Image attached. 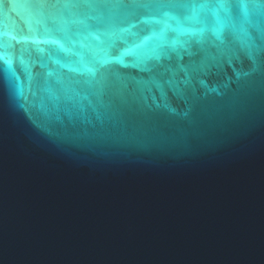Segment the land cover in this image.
<instances>
[{
    "label": "water",
    "instance_id": "obj_1",
    "mask_svg": "<svg viewBox=\"0 0 264 264\" xmlns=\"http://www.w3.org/2000/svg\"><path fill=\"white\" fill-rule=\"evenodd\" d=\"M0 264H264V0H0Z\"/></svg>",
    "mask_w": 264,
    "mask_h": 264
}]
</instances>
